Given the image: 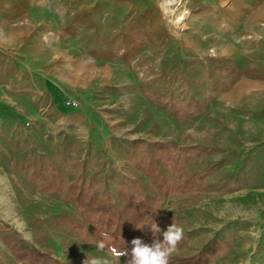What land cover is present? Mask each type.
<instances>
[{
  "label": "rangeland",
  "instance_id": "1",
  "mask_svg": "<svg viewBox=\"0 0 264 264\" xmlns=\"http://www.w3.org/2000/svg\"><path fill=\"white\" fill-rule=\"evenodd\" d=\"M63 1L52 14L14 15L25 25L23 40L0 47V233L15 230L65 264H125L97 245L79 208L44 192L15 164L23 154L45 155L65 176L83 171L92 191L114 193L131 180L153 196L145 157L131 148L144 142L171 184L159 197L157 225L164 231L173 223L192 235L172 255H193L224 237L214 264H264V0H175L173 14L165 11L169 0ZM51 19L54 27L43 28ZM29 20L38 26L31 29ZM133 28L141 32L136 48L123 38ZM215 60L234 67L209 71L199 86L200 65L210 70ZM227 69L250 76L225 79ZM159 74L189 80L180 78L186 86L177 89ZM170 88L189 107L199 101L207 109L195 118L169 115L162 108ZM207 164L218 165L207 182H232L234 190L175 192ZM0 263L17 264L1 243Z\"/></svg>",
  "mask_w": 264,
  "mask_h": 264
},
{
  "label": "trees",
  "instance_id": "2",
  "mask_svg": "<svg viewBox=\"0 0 264 264\" xmlns=\"http://www.w3.org/2000/svg\"><path fill=\"white\" fill-rule=\"evenodd\" d=\"M138 37H141V32L137 28L129 31L125 35L128 44L131 47H138ZM118 53L124 57L123 48H118ZM213 66L210 70H206L203 65L204 76L197 79V84L203 86L204 81L209 78V71H222L224 68L234 67L227 61L215 60L212 61ZM235 72H227L225 79H233L244 74V70L236 69ZM169 78L166 74H159V76H168L170 83L177 89H184L185 84L179 83L178 80L184 76L189 80L188 74H176ZM217 78L222 77L217 73ZM232 77V78H227ZM182 81V80H181ZM224 82V84H230ZM192 83V82H189ZM146 86L143 85V92L146 93ZM172 88V86H171ZM170 88L169 100H165L163 110L171 116H176L181 113H188L193 118L199 117L203 110L207 109V104L202 102H195L190 105L184 104V101ZM178 98V99H176ZM209 100L213 99L207 97ZM139 147L143 153L144 161L147 163L142 166V171L145 178L149 181L152 189L156 192L153 196L145 195L141 188L131 180H125L122 185H117L116 190L111 192L107 187H103L102 191H92V189L85 187V174L79 169L73 170V178L65 176L60 167L45 155H38L35 153L23 154L19 161L15 164L16 167L25 171L30 179L35 183L39 182L41 189L49 195L55 196L57 199L79 208L84 219H87L90 234L97 239V245L112 255V249L130 251L134 238H140L143 241L147 239L152 230L151 225L157 224L161 216V203L159 197H166L171 189L170 182H167L161 175L159 169L152 164V156L147 149L144 148V142H134L131 148ZM151 149L158 154H166L168 148L160 145H150ZM149 147V149H150ZM170 149V147H169ZM198 148L184 149V152L196 151ZM218 169V165L207 164L203 169L193 172L192 175L186 177L180 183L175 185V192L187 193H224L233 191L232 182L221 180L211 184L207 182L210 176ZM235 183L236 181L233 180ZM190 233H184L183 239L178 244L176 250L185 246L191 239ZM163 237L159 234H154L151 241ZM0 243L9 252L12 262L17 264H65L52 256L50 251H41L35 245L26 242L19 233L15 230L9 229L7 232L0 233ZM227 240L224 237H215L209 240L196 253L187 257L171 255L169 264H214L216 259L223 255L225 251ZM40 244H44L43 241ZM113 256V255H112ZM120 259L126 260L127 256H122ZM1 264V263H0Z\"/></svg>",
  "mask_w": 264,
  "mask_h": 264
},
{
  "label": "clouds",
  "instance_id": "3",
  "mask_svg": "<svg viewBox=\"0 0 264 264\" xmlns=\"http://www.w3.org/2000/svg\"><path fill=\"white\" fill-rule=\"evenodd\" d=\"M151 230L162 235L160 239H154L151 243H146L140 238H134L131 241L130 251L112 249V255L116 260L120 257L127 256L125 264H169L171 255L176 251L178 244L183 239L184 230L175 224H170L166 230L162 231L155 223L151 225ZM101 247H103L101 245ZM83 264H110L109 261H101L97 258L86 259Z\"/></svg>",
  "mask_w": 264,
  "mask_h": 264
},
{
  "label": "crops",
  "instance_id": "4",
  "mask_svg": "<svg viewBox=\"0 0 264 264\" xmlns=\"http://www.w3.org/2000/svg\"><path fill=\"white\" fill-rule=\"evenodd\" d=\"M55 1L61 8L63 0H0V47H18L23 40L21 33L25 25L20 20L14 19V15L52 14L53 7L56 6L54 5ZM15 21H17L16 26H14ZM50 22V24L48 22L44 23L43 28L51 29L54 27L52 19ZM27 24L31 29L38 26L35 20H29Z\"/></svg>",
  "mask_w": 264,
  "mask_h": 264
},
{
  "label": "bare ground",
  "instance_id": "5",
  "mask_svg": "<svg viewBox=\"0 0 264 264\" xmlns=\"http://www.w3.org/2000/svg\"><path fill=\"white\" fill-rule=\"evenodd\" d=\"M175 5V0H169L165 2V11L168 12L169 14H173V6ZM180 5V4H179ZM180 17L176 20V24H179L184 17L187 15V12L180 13ZM167 15V14H166Z\"/></svg>",
  "mask_w": 264,
  "mask_h": 264
}]
</instances>
